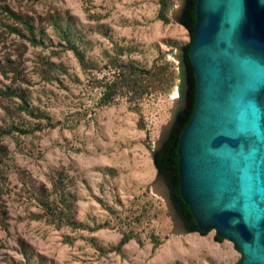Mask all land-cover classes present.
<instances>
[{
    "label": "rangeland",
    "instance_id": "1",
    "mask_svg": "<svg viewBox=\"0 0 264 264\" xmlns=\"http://www.w3.org/2000/svg\"><path fill=\"white\" fill-rule=\"evenodd\" d=\"M164 1L166 24L158 0H0V264L239 260L177 233L153 184L188 43Z\"/></svg>",
    "mask_w": 264,
    "mask_h": 264
},
{
    "label": "water",
    "instance_id": "2",
    "mask_svg": "<svg viewBox=\"0 0 264 264\" xmlns=\"http://www.w3.org/2000/svg\"><path fill=\"white\" fill-rule=\"evenodd\" d=\"M175 115L151 153L181 235L213 232L236 264H264V0H181Z\"/></svg>",
    "mask_w": 264,
    "mask_h": 264
},
{
    "label": "trees",
    "instance_id": "3",
    "mask_svg": "<svg viewBox=\"0 0 264 264\" xmlns=\"http://www.w3.org/2000/svg\"><path fill=\"white\" fill-rule=\"evenodd\" d=\"M158 5H159V9H158V12H157V16H156V18H157V20H159L162 24H166V23L168 22V20H167V18H166V16H165L166 3H165L164 0H158ZM180 26H181V25H180ZM181 27H182V26H181ZM182 28L185 30L184 27H182ZM185 31H186V30H185ZM186 32H187V31H186ZM187 35H188V33H187ZM188 40H189V35H188ZM187 44H188V43H187ZM187 44H185V45L182 46L181 48L187 46ZM20 109H21L23 112H25L26 114H28V115H32V113H31L29 110H27L26 107H21ZM3 133H9V132H3ZM22 133H24V132H22ZM152 166H153V161H152ZM153 168H154V167H153ZM155 172H156V171H155ZM189 233H197L199 236H204V235H205V233H204L203 235H200L198 232H189ZM128 241H129V237H127V236H122V237L119 239V241H118L116 247H114V251H115V252H118L119 249H120L122 246H124Z\"/></svg>",
    "mask_w": 264,
    "mask_h": 264
},
{
    "label": "bare ground",
    "instance_id": "4",
    "mask_svg": "<svg viewBox=\"0 0 264 264\" xmlns=\"http://www.w3.org/2000/svg\"><path fill=\"white\" fill-rule=\"evenodd\" d=\"M158 190V189H157ZM158 193H159V191H158Z\"/></svg>",
    "mask_w": 264,
    "mask_h": 264
}]
</instances>
